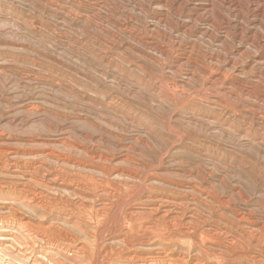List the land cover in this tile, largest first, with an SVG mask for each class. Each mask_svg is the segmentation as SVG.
<instances>
[{"label": "rangeland", "instance_id": "1", "mask_svg": "<svg viewBox=\"0 0 264 264\" xmlns=\"http://www.w3.org/2000/svg\"><path fill=\"white\" fill-rule=\"evenodd\" d=\"M253 1L0 0V199L40 191L49 206L24 210L42 238L23 243L74 251L87 229L92 264H264V4ZM149 196H186L187 234L147 215ZM67 212L79 230H46ZM140 226L152 227L144 242H122Z\"/></svg>", "mask_w": 264, "mask_h": 264}, {"label": "bare ground", "instance_id": "2", "mask_svg": "<svg viewBox=\"0 0 264 264\" xmlns=\"http://www.w3.org/2000/svg\"><path fill=\"white\" fill-rule=\"evenodd\" d=\"M173 2V1H172ZM253 3H263L264 4V0H254ZM255 9V8H254ZM263 13V12H262ZM260 21V20H259ZM189 23V22H188ZM246 48V47H245ZM167 57V56H166ZM232 66V65H231ZM240 67V66H239ZM232 69V68H231ZM190 77V76H189ZM218 80V79H217ZM181 85V84H180ZM244 85V84H243ZM161 91V90H160ZM246 94V93H245ZM175 119V118H174ZM177 136V135H176ZM245 136V135H244ZM242 137V135H241ZM189 142V141H188ZM62 145V144H61ZM190 146V145H189ZM83 148V147H82ZM169 150V149H168ZM84 151V150H83ZM81 152V151H80ZM59 156V155H58ZM51 157V155H50ZM94 157V156H93ZM48 158V157H47ZM54 158V157H53ZM63 158V157H62ZM163 158V157H162ZM25 159V158H24ZM56 160L61 161L60 157H56ZM105 160V159H104ZM124 160V159H123ZM6 163V162H5ZM26 163V162H25ZM46 163V162H45ZM45 163H42V162H38L37 167L33 166L34 169L36 170H40L41 168L43 169V167L46 165ZM171 163V162H170ZM7 164V163H6ZM181 164V163H180ZM63 165V164H62ZM25 166V165H24ZM172 166V165H171ZM15 168V172H19L18 168V165L16 163V165L14 166ZM49 168V167H48ZM189 169V168H188ZM5 170H6V167H5ZM31 170V169H30ZM53 170H56L55 168H53ZM3 171V170H2ZM1 171V172H2ZM33 171V170H32ZM43 171V170H42ZM14 172V173H15ZM29 172V173H28ZM26 174L29 175L30 177L33 176L31 171H28ZM46 172V171H45ZM44 172V173H45ZM48 172V171H47ZM52 172H55V171H52ZM59 172V171H58ZM54 174V173H53ZM53 174H50L49 175V180H48V184L52 185V184H55L58 180V177L59 176H56V175H53ZM62 174V173H61ZM48 175V174H47ZM60 175V174H59ZM119 175V174H118ZM42 176V175H41ZM62 176V175H61ZM39 177V176H37ZM44 177V175L42 176V178ZM141 177V176H140ZM35 178V177H34ZM45 178V177H44ZM62 178V177H61ZM66 178V177H65ZM25 179V178H23ZM46 179V178H45ZM60 179V177H59ZM64 179V178H63ZM28 180V179H27ZM65 180H68L67 178ZM31 181V180H30ZM41 181V180H39ZM62 181V180H61ZM43 182V181H42ZM45 182V181H44ZM47 182V181H46ZM67 182V181H66ZM70 182V181H69ZM82 182H85V181H82ZM26 183V182H25ZM64 181L60 184V186L64 187V188H68L70 187L69 183L68 184H63ZM74 183V181H73ZM75 184V183H74ZM86 184V183H85ZM135 184V183H134ZM40 185L42 186V183H40ZM87 185V184H86ZM86 185H84L86 187ZM25 186V185H24ZM37 186V185H36ZM74 186V185H73ZM78 186V185H77ZM82 186V185H81ZM88 186V185H87ZM45 187L46 184H45ZM42 188V187H41ZM50 187H47L46 189H49ZM61 188V187H60ZM72 188V187H71ZM75 188V187H74ZM78 188V187H77ZM82 188V187H81ZM88 188V187H87ZM86 188V189H87ZM29 189V188H28ZM39 189V188H38ZM37 189V190H38ZM44 189V188H42ZM41 189V190H42ZM52 188H50L47 192H50ZM54 189V188H53ZM52 189V191H53ZM59 189V188H58ZM80 189V188H78ZM84 189V187H83ZM177 189V188H176ZM23 190V189H22ZM22 190H20L19 192H22ZM56 190V188H55ZM63 190V189H62ZM76 191V189H74ZM81 190V189H80ZM100 190V189H99ZM106 190V189H105ZM24 191V190H23ZM57 191V190H56ZM82 191V190H81ZM26 192V191H25ZM29 192V191H28ZM40 192V191H39ZM37 192V193H39ZM42 192V191H41ZM65 192V191H62V193ZM70 192V190H69ZM77 192V191H76ZM80 192V191H79ZM86 192V191H84ZM24 193V192H22ZM35 193V192H34ZM32 194V196H30V194L28 195H22L21 197L19 198H7V199H0L2 201V206L0 207L1 209H6V212L7 210L11 213L10 214V217H1L0 218V261L2 259L3 256L5 257H8L9 258V262L8 264H47L48 262H53L55 264H64L63 262H61V260L59 261V257L58 255H62V257H64L66 260H68L69 262L73 263V264H92L93 263V257H92V252L88 249V247L90 246L92 248V246L96 243V240H97V235L95 233H92L91 231L89 230H84V234L86 235V237L90 240V242L88 244H85V245H81L79 246L78 248L76 247V249H74V251H70L69 249L70 248H67L65 245V247L63 245H58L56 240H50L48 241V249L46 251H43V250H38L34 245H32V242L31 243H23V241L20 240V236L26 238V237H30V235L32 236L33 234L35 235V237H40L42 238V233H41V229H39L38 227V230L39 231H34L32 232L31 234H29L30 230V226H31V222L27 221V215H25L24 213V210H30L32 213H36L37 210H48V207L47 205H45L44 203V199L42 197V195L39 194ZM59 193V191L57 192ZM71 193V192H70ZM82 193V192H81ZM87 193V192H86ZM85 193V194H86ZM26 194V193H25ZM43 194V192H42ZM50 194V193H49ZM49 194L47 196H49ZM52 194V193H51ZM65 194V193H63ZM110 194V193H109ZM21 195V194H20ZM44 195V194H43ZM54 195V194H52ZM81 195V194H80ZM89 195V194H88ZM46 196V195H45ZM72 196H75L72 194ZM82 196V195H81ZM92 196V195H90ZM76 197H79L76 196ZM93 197V196H92ZM112 197V196H111ZM115 197V196H114ZM186 197V196H184ZM184 197H180V198H173V197H169V196H159V197H155V198H151L150 196L147 198V202H150V203H147V204H150V208H145L148 210V214L145 212V210L143 211V213L146 215H150L151 217H157V222L158 223H165V222H168L169 221V224H171L173 226V229L174 231H177V233H179L180 235H184V234H187V232H185V226H184V223L185 222H188L190 220V217L192 218L193 216H187V212L185 210H183L182 208L183 207H187L186 206V203L188 202H184L185 198ZM190 197V196H189ZM195 197V196H194ZM45 198V197H44ZM54 198V197H53ZM95 198V197H93ZM187 198V197H186ZM192 198V197H191ZM52 199V198H51ZM80 199V198H79ZM189 199V198H188ZM193 199V198H192ZM47 200V199H46ZM45 200V201H46ZM85 200H92L91 197H88V196H85L82 198V201H85ZM191 200V199H190ZM52 202V200H51ZM194 202V201H193ZM196 202V201H195ZM48 203H50L48 201ZM85 203V202H84ZM1 204V203H0ZM109 206L110 204H107V203H103L102 205V209L101 212L98 211L96 212V218H99V217H102V215L105 214L106 211H108L109 209ZM144 206V205H143ZM52 207V206H51ZM50 207V208H51ZM100 207V206H99ZM189 208V206H188ZM136 209V208H135ZM135 209L131 208L127 211L128 213H126V218H128L130 221H132V218L136 215L135 213ZM93 210V209H92ZM29 212V211H28ZM27 212V213H28ZM48 212V211H47ZM140 212H142L140 210ZM5 213V212H4ZM103 213V214H102ZM139 213V212H138ZM29 214V213H28ZM50 214H52L50 212ZM70 214V213H69ZM68 214H65L64 213V218L63 220H60V219H52L49 223V225L47 226V231H56L57 233L59 232V222H62V224L64 225H70V227L72 228L71 224H74L76 225L75 228H77V226H82L80 225V220L78 222H73L71 223V218L70 215ZM40 215V214H39ZM41 216V215H40ZM43 216V214H42ZM46 217V213L44 215ZM79 216V215H77ZM45 217H41L40 221H45ZM196 217V216H195ZM40 218V217H39ZM38 218V219H39ZM53 218V217H52ZM74 218V217H73ZM78 218V217H77ZM80 218V217H79ZM197 218V217H196ZM29 219V218H28ZM30 220V219H29ZM84 220V219H83ZM191 221V220H190ZM189 221V222H190ZM198 221V220H197ZM201 221V220H200ZM199 221V222H200ZM36 222V221H35ZM84 222V221H83ZM156 222V221H155ZM179 222L180 223H183V224H180L181 226L178 227L177 225H179ZM193 222V221H192ZM86 223V222H85ZM195 223V222H194ZM223 223V222H222ZM40 224V223H39ZM189 224V223H188ZM196 224V223H195ZM202 224V223H201ZM6 225V226H4ZM38 225V223H37ZM36 225V226H37ZM86 225V224H85ZM152 225V224H151ZM200 225V223H199ZM203 225V224H202ZM35 226V225H34ZM146 226V225H145ZM145 226H140V229H139V232L136 234V236H132L131 238H129L127 235H124V236H120V238H122V242L132 246L134 245V243H136L137 241H141L142 238H144L143 236L144 235H147V233L151 230L152 227H145ZM188 226V225H187ZM194 226V225H193ZM201 226V225H200ZM33 227V226H32ZM42 227V226H41ZM62 227V226H61ZM91 227V226H90ZM154 227V225H153ZM192 227V226H191ZM44 228V227H43ZM69 228V227H68ZM83 228V227H82ZM87 228V227H86ZM188 228V227H187ZM218 228V227H217ZM31 229V228H30ZM45 229V228H44ZM43 229V230H44ZM84 229V228H83ZM173 229H167L165 230L162 234H163V237L167 238L165 234H168L170 235L173 231ZM212 229V228H211ZM255 229V228H254ZM45 230V231H46ZM66 230V229H65ZM77 230H79L77 228ZM156 230V229H155ZM214 230V229H213ZM221 230V229H220ZM252 230V229H251ZM32 231V229H31ZM63 231V230H61ZM81 231V230H80ZM211 231V230H210ZM219 231V230H218ZM67 232V231H66ZM69 232V231H68ZM156 232V231H155ZM160 232V231H159ZM236 232V231H235ZM83 233V231L81 232ZM214 233V232H213ZM217 233V232H216ZM224 233V232H223ZM229 233V232H228ZM226 233V234H228ZM60 234V233H58ZM57 234V235H58ZM160 234V236L162 235ZM195 234V233H194ZM219 234V232L217 233ZM252 234V233H251ZM44 235V233H43ZM64 235H65V232H64ZM70 235V234H69ZM75 235H77L75 233ZM207 235V234H206ZM55 236V234H54ZM159 236V235H157ZM34 237V238H35ZM46 237V236H44ZM153 237V236H152ZM190 237V236H189ZM244 237V235H243ZM33 238V237H32ZM50 238V237H49ZM58 238V237H57ZM157 238V237H156ZM155 238V239H156ZM201 238L204 240L205 238L203 236H201ZM241 238V237H240ZM247 238V237H246ZM249 238L251 239H256L257 237H254L252 235L249 236ZM245 239L244 237V241L247 242V240H250V239ZM29 239V238H27ZM119 239V238H118ZM158 239V238H157ZM31 240V238H30ZM38 240V239H37ZM193 240V239H192ZM236 240V239H235ZM242 240V239H241ZM28 241V240H27ZM34 241V240H33ZM143 241V240H142ZM148 241V240H147ZM237 241V240H236ZM45 242V241H44ZM144 242V241H143ZM156 242V241H155ZM35 243V242H33ZM37 243V242H36ZM60 243V242H59ZM234 243V242H233ZM137 244V243H136ZM229 244V243H228ZM239 244V243H238ZM138 245V244H137ZM140 245V243H139ZM138 245V246H139ZM199 245V244H198ZM234 246V244H231ZM95 246V245H94ZM47 247V246H46ZM69 247V246H68ZM134 247H136V245H134ZM147 247V246H146ZM144 247V248H146ZM151 247V246H150ZM225 247V246H224ZM74 248V247H73ZM132 248V247H131ZM137 248V247H136ZM231 248V247H230ZM240 248H243V247H240ZM95 249V248H94ZM147 249H150V248H147ZM160 249V248H159ZM156 248V250H159ZM176 249V248H175ZM191 249V248H190ZM96 250V249H95ZM111 250V249H110ZM113 250V249H112ZM226 250L230 251L229 250V247L227 249L226 247ZM244 250V249H243ZM142 251V250H140ZM221 251H223L221 249ZM95 252V251H94ZM136 252V251H135ZM199 252V251H198ZM197 252V253H198ZM225 252V251H224ZM132 253V252H131ZM138 253V251H137ZM160 253V252H159ZM261 253V252H260ZM66 254H70L69 256H66ZM123 254V253H122ZM141 254V253H140ZM146 254V253H145ZM148 254H150L148 252ZM153 254V253H152ZM182 254V253H181ZM200 254V253H198ZM250 254V253H248ZM183 255V254H182ZM251 255V254H250ZM105 256V255H104ZM120 256V255H118ZM221 256V255H220ZM218 256V257H220ZM61 257V256H60ZM98 257V255H97ZM137 257V258H135ZM135 257H132V258H129L130 260H127L126 262H122L121 264H158V263H161V264H180V260L179 259H169L168 257H162V256H159V254H157L156 256H151V257H146L145 256H140L138 257L135 256ZM173 257V256H172ZM180 257V256H178ZM252 257V256H250ZM58 258V259H57ZM120 258V257H119ZM183 258V257H182ZM181 258V259H182ZM222 258V257H220ZM224 258V256H223ZM236 258V257H235ZM254 258V257H253ZM5 259V258H4ZM64 260V261H66ZM98 260V259H97ZM228 260V259H227ZM182 261V260H181ZM199 261V260H198ZM196 261V262H198ZM263 261V260H262ZM261 260H259V262H262ZM2 262V261H1ZM47 262V263H46ZM67 262V261H66ZM118 262V261H116ZM109 263V262H108ZM263 263V262H262ZM261 263V264H262ZM68 264V263H67ZM119 264V263H118ZM197 264H200V263H197Z\"/></svg>", "mask_w": 264, "mask_h": 264}]
</instances>
